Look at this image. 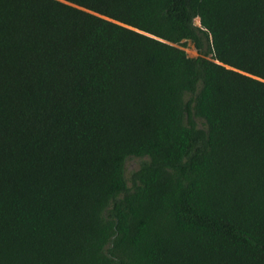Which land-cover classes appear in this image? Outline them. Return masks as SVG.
Instances as JSON below:
<instances>
[{
    "label": "trees",
    "instance_id": "16d2710c",
    "mask_svg": "<svg viewBox=\"0 0 264 264\" xmlns=\"http://www.w3.org/2000/svg\"><path fill=\"white\" fill-rule=\"evenodd\" d=\"M0 264H264V0H0Z\"/></svg>",
    "mask_w": 264,
    "mask_h": 264
},
{
    "label": "rangeland",
    "instance_id": "374dc122",
    "mask_svg": "<svg viewBox=\"0 0 264 264\" xmlns=\"http://www.w3.org/2000/svg\"><path fill=\"white\" fill-rule=\"evenodd\" d=\"M201 22H200V18L198 19L197 18V25L200 26ZM185 52L187 53V55L189 57H196L198 56V53L196 51V49L194 48L193 44L191 42H187L186 46L183 47ZM140 162V159L139 158H128L126 160V163H125V175L128 178H130V175L131 173L137 169L138 167V164Z\"/></svg>",
    "mask_w": 264,
    "mask_h": 264
},
{
    "label": "water",
    "instance_id": "95a60500",
    "mask_svg": "<svg viewBox=\"0 0 264 264\" xmlns=\"http://www.w3.org/2000/svg\"><path fill=\"white\" fill-rule=\"evenodd\" d=\"M200 22H201V17H200ZM193 23H194V25H197V18H195ZM147 35H149V34H147Z\"/></svg>",
    "mask_w": 264,
    "mask_h": 264
}]
</instances>
